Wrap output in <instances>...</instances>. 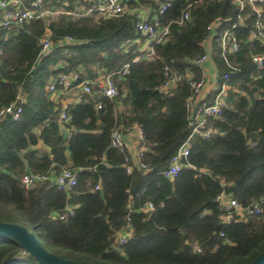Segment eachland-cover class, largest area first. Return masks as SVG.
<instances>
[{
    "label": "trees",
    "instance_id": "16d2710c",
    "mask_svg": "<svg viewBox=\"0 0 264 264\" xmlns=\"http://www.w3.org/2000/svg\"><path fill=\"white\" fill-rule=\"evenodd\" d=\"M161 1L126 4L155 9ZM240 1L171 0L159 15L169 33L153 44L152 60H133L141 53L137 40L142 41L136 16L88 11L97 0H46L40 9L51 14L0 28V109L14 101L21 108L16 119L0 117V221L26 222L47 251L56 245L76 255L70 260L86 264H246L257 257L264 250V59L257 67L252 55H264V45L249 39L257 12L248 0ZM257 6L264 17V2ZM185 8L189 19L180 23ZM213 21L217 25L207 29ZM46 30L52 48L39 54ZM225 30L238 47L223 57ZM65 36L74 41L63 42ZM207 42L217 82L202 102L210 103L223 84L227 90L221 113L205 124L214 133L203 137L191 133L185 105L192 94L189 81L161 86L165 66L200 78L195 61ZM61 72H77L79 80L89 81L111 74L118 89L114 98L79 94L69 103L70 137L59 121L61 103L47 91L49 80ZM224 73L227 79L221 78ZM134 125L142 132L140 162L146 168L127 172L128 154L111 146L110 134L115 127L128 132ZM186 140L184 165L166 177L172 156ZM62 168L76 175L69 193L43 181L21 185L27 170L45 175ZM222 191L241 205L259 203L261 211L223 222L224 210L216 201ZM148 203L152 208L146 210ZM68 205L72 215L55 216ZM127 225L130 235L118 244L116 234ZM0 264L41 263L16 241L0 237Z\"/></svg>",
    "mask_w": 264,
    "mask_h": 264
},
{
    "label": "built area",
    "instance_id": "2783aa9c",
    "mask_svg": "<svg viewBox=\"0 0 264 264\" xmlns=\"http://www.w3.org/2000/svg\"><path fill=\"white\" fill-rule=\"evenodd\" d=\"M46 0H0V28L8 30L12 27L20 26L24 23H28L36 18L47 16L51 14L50 10L40 9L43 2ZM127 0H97L94 7L89 8L88 11H96L98 15L104 17L120 16L123 14H134L136 16L135 28L142 41L139 43V51L141 52L133 60L139 58L154 59L153 44L162 42L169 33L167 24H162L159 15H162L168 7L171 5V0H163L158 2V7L150 9L145 6H138L129 8L126 4ZM241 3L240 0H237ZM256 9L257 19L253 26L249 30V39L257 40L264 45V17L261 15L258 3L264 2V0H248ZM189 19L188 8L183 9L179 22H183ZM217 25V21L211 22L207 29L211 30ZM74 39L71 36H65L63 42H73ZM238 43L235 37L230 36L228 30L223 31L220 38V49L223 57L237 50ZM52 48V42L50 40V31L46 30L44 36L40 39L39 54H44ZM209 58V49L205 47V53L198 58L195 63L200 66L201 69L205 61ZM264 55H252V61L257 67H261L263 64ZM128 64L123 65L121 71L126 73ZM164 81L162 83L163 89H168L174 86L177 82L185 78L189 81L192 89V94L187 97L185 105L188 110L189 125L192 127L191 133H199L203 137H209L214 133V129L210 126L205 127L208 117H217L222 108L225 106L224 96L226 94L227 86L223 84L221 89L213 96L210 103H206L201 98L203 88L207 83L205 75H201L200 78H193L192 72H187L185 75L172 73L168 66L164 67ZM222 79L228 78V73H224ZM75 89L76 93L87 94L92 97L94 94L107 98H114L118 94L117 86L111 76V74L100 73L92 81L79 80V74L77 72L64 73L61 72L53 76L48 84L47 91L50 98L55 102H60V95L68 90ZM18 100H22L20 95L17 96ZM61 103V102H60ZM69 102L61 103V110L59 112V121L66 137H70L72 128L67 126L70 121V115L66 112V108ZM95 107L101 108V103L97 102ZM21 111L19 105L16 102H11L8 105L0 109V117L4 115H11L12 119H16ZM138 140L139 145L137 151L133 156L130 154L129 145L125 138V132L121 127H115L110 134L111 146L125 151L128 156L125 158L126 171L130 172L133 166L140 168H146V165L140 162V158L143 154L144 147L141 145L142 132L138 128ZM190 143L186 140L172 156L169 166L164 172L166 177H174L181 167L184 165L185 160L189 154ZM43 181L47 187L55 186L56 188L69 193L72 191L76 184V175L73 170L68 168H62L59 172H50L45 175L33 173L31 171H25L20 182L24 188H29L37 182ZM100 188L97 184L95 189ZM216 201L220 204L224 210L222 215V221L228 222L231 219L243 220L248 215L257 214L261 211L259 203H253L250 205H241L231 193L222 191L216 196ZM152 204L148 203L146 210L151 209ZM73 214V206H66L65 210L61 213L55 214L59 219L63 220L68 215ZM131 228L129 225L125 229L120 230L116 234L118 244L124 243L129 237ZM221 236L224 234L221 232ZM192 249L196 252H200L201 249L197 244H191Z\"/></svg>",
    "mask_w": 264,
    "mask_h": 264
},
{
    "label": "water",
    "instance_id": "95a60500",
    "mask_svg": "<svg viewBox=\"0 0 264 264\" xmlns=\"http://www.w3.org/2000/svg\"><path fill=\"white\" fill-rule=\"evenodd\" d=\"M0 237H9L16 241L24 251L33 255L41 264H86L64 259L47 251L39 243L35 233L21 224L0 221ZM246 264H264V250Z\"/></svg>",
    "mask_w": 264,
    "mask_h": 264
},
{
    "label": "crops",
    "instance_id": "0c3cea01",
    "mask_svg": "<svg viewBox=\"0 0 264 264\" xmlns=\"http://www.w3.org/2000/svg\"><path fill=\"white\" fill-rule=\"evenodd\" d=\"M207 48L209 49V43L207 42ZM210 53V51H209ZM202 75H205L207 79V83L205 87L202 90L201 98L204 100L206 98H209L211 91L216 87L217 82V70L213 64V62L209 58L205 61L203 68H202ZM78 93H76L75 89L68 90L60 95V102H73L78 100ZM138 126L134 125L128 132H125V138L129 145L130 154L133 156L135 155V152L137 151V147L139 145L138 140ZM38 146H43L41 143H39Z\"/></svg>",
    "mask_w": 264,
    "mask_h": 264
},
{
    "label": "rangeland",
    "instance_id": "374dc122",
    "mask_svg": "<svg viewBox=\"0 0 264 264\" xmlns=\"http://www.w3.org/2000/svg\"><path fill=\"white\" fill-rule=\"evenodd\" d=\"M23 225L26 226L27 228H29V225L26 222H23ZM50 252L53 253V254H55V255L62 256V258H64V259L69 258L68 260L73 259L74 258V255H75L73 252L68 251V250H65L63 248H60V247H58L56 245H53L51 247Z\"/></svg>",
    "mask_w": 264,
    "mask_h": 264
}]
</instances>
